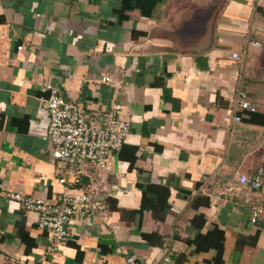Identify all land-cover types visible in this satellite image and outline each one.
I'll use <instances>...</instances> for the list:
<instances>
[{
    "label": "crops",
    "instance_id": "obj_1",
    "mask_svg": "<svg viewBox=\"0 0 264 264\" xmlns=\"http://www.w3.org/2000/svg\"><path fill=\"white\" fill-rule=\"evenodd\" d=\"M47 84L88 111L121 104L132 127L115 169L85 176L107 208L53 254L39 213L6 196L63 192ZM0 119V264H204L217 250L189 241L199 212L203 233L225 231L224 264H264V0H0ZM261 168L260 187L240 183ZM160 187L163 206L143 199Z\"/></svg>",
    "mask_w": 264,
    "mask_h": 264
},
{
    "label": "built area",
    "instance_id": "obj_2",
    "mask_svg": "<svg viewBox=\"0 0 264 264\" xmlns=\"http://www.w3.org/2000/svg\"><path fill=\"white\" fill-rule=\"evenodd\" d=\"M102 81L112 82L114 79L106 75ZM45 90L49 94L42 100V108L50 122L44 137L53 145L52 157L61 163L59 181L63 192L55 201L29 196L20 190L10 191L6 196L39 213L38 224L50 235L46 252L53 254L71 239V224L75 219L98 216L107 208L105 199L98 195L97 185L87 183L85 176L91 169L102 176L115 169L118 151L132 127L130 120L122 116L121 104L115 103L108 110L88 111L80 100L66 99L63 88L47 84ZM236 101L240 109L250 112L258 109L246 89L238 92ZM236 120L240 121L241 116ZM262 175L261 168L253 178L241 175L239 181L258 188L262 184ZM262 212L255 209L252 221L256 223ZM128 261L133 263L134 258Z\"/></svg>",
    "mask_w": 264,
    "mask_h": 264
},
{
    "label": "trees",
    "instance_id": "obj_3",
    "mask_svg": "<svg viewBox=\"0 0 264 264\" xmlns=\"http://www.w3.org/2000/svg\"><path fill=\"white\" fill-rule=\"evenodd\" d=\"M153 188H157L155 185ZM161 190V191H160ZM158 196L154 197L153 191L144 189L143 190V199L145 200L147 198V195L152 199H154L157 203H160L162 206L165 204L163 200H165V195L170 193L169 189L167 187H160L158 189V192H156ZM160 193L162 194L160 197ZM145 196V197H144ZM208 197L205 195H198L195 197L191 203L192 207L198 209L201 206H207L209 205V201L207 199ZM163 201V202H162ZM143 211V208L139 210V212ZM165 213L163 215H160V218H164ZM206 217L203 212L196 213L193 219L191 220V227L196 229V235L194 238L190 239L189 241L191 243H194L196 245V251H206L211 248L217 250L216 256L212 260H208L204 264H224V258H223V252H224V246H225V231L220 228L218 225H215L212 229L207 231L206 233L202 232V229L206 225ZM147 240L149 236L147 234L143 235ZM257 234L254 236V239H257ZM164 239H159L160 244L163 243ZM195 264H201V263H195Z\"/></svg>",
    "mask_w": 264,
    "mask_h": 264
}]
</instances>
